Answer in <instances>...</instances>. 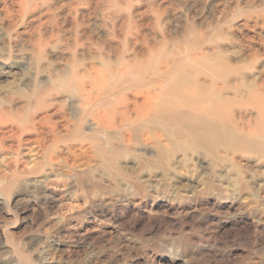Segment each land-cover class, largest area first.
<instances>
[{
    "label": "rangeland",
    "instance_id": "obj_1",
    "mask_svg": "<svg viewBox=\"0 0 264 264\" xmlns=\"http://www.w3.org/2000/svg\"><path fill=\"white\" fill-rule=\"evenodd\" d=\"M71 1L29 0L26 7L0 0V103L33 104L43 91L50 106L36 118L48 113V127L58 128L44 140L28 131L33 110L0 121V264H264V130H254V107H233L237 121H251L243 124L249 140L217 149V160L150 122L137 136L136 126L125 129L123 144L101 141L109 151L103 160L89 140L96 136L91 118L76 130L83 95L72 82L74 75L107 74L113 68L106 63H133L135 42L137 52L147 49L136 23L149 19L148 43L167 40L161 63L165 53L179 57L192 48L197 31L219 39L238 77L264 83V0H159L165 14L158 16H139L149 9L145 1H102L98 11ZM125 4L121 33L114 12ZM132 82L126 97L134 116L151 88ZM157 95L166 101L170 93ZM30 144L36 161L25 157Z\"/></svg>",
    "mask_w": 264,
    "mask_h": 264
},
{
    "label": "bare ground",
    "instance_id": "obj_2",
    "mask_svg": "<svg viewBox=\"0 0 264 264\" xmlns=\"http://www.w3.org/2000/svg\"><path fill=\"white\" fill-rule=\"evenodd\" d=\"M102 1L106 5L115 3V0H76L75 2L71 1L68 5L75 9L80 6L93 7L98 11ZM131 1L134 2V0ZM131 1L127 0V3ZM139 1H145L150 5L149 11L139 12V16L142 14L158 16V14L164 13L159 0ZM28 3H30L29 0L20 2L26 7ZM130 6L125 4V9L118 6L119 9L115 10L114 16H123ZM136 16L137 14H135ZM120 18H122L120 30L123 33L126 18ZM128 19L132 21L133 18L130 16ZM153 23V20L149 19L144 22L142 20V23H136V34L141 37L142 43L147 39V49L137 52L138 42H135L132 50L133 63L132 60L123 58L124 60L113 65L106 63V68H113L106 72L107 74H102L105 71H97L94 76H72L73 83L81 84L79 87L83 95L79 104L81 114L77 117L76 130L79 133L83 132V125L91 118L92 125L96 126V136L90 137L89 140L103 160H106L108 157L106 152L109 151L101 147V141L107 140L110 145H114L115 141L123 144L124 138L120 135L124 134L125 129L133 125L136 126L135 135L137 136L141 130H148L144 125L148 122H150L149 125H155L156 128L165 130L169 139L172 137L190 139L195 146L205 148L217 160L215 155L217 149L227 146L238 149L248 143V133L245 132L248 128L243 124L244 122L250 124L251 121L244 117H239L237 121L233 112V107L241 104L251 105L257 110L254 130H264V83L253 85L254 83L238 77L239 69L230 66V58L221 49L219 39L208 36L207 38L198 37L200 33L193 32L191 29L195 38L192 48L189 45L185 49V53H180L179 57L165 53L163 63H161L158 54H163L162 46L167 43V40L161 41L159 47L148 43L149 33L147 31L152 29ZM191 30H189L190 33L187 31L184 36H191ZM113 36L118 37L115 33ZM127 46L131 51L128 43ZM115 51H118L119 54L121 50L115 49ZM152 51L157 56L150 61L151 67L142 68V61L146 60ZM232 77L237 78L235 82L231 81ZM132 81H142L143 84L149 85L151 88V91L147 90L148 94L145 100L133 109L136 111L134 116L130 113L131 108L126 97L128 91H134ZM220 83L221 86H219ZM87 84L89 88H87ZM164 89L170 93L166 101L160 100L157 95L158 90L163 91ZM245 89L246 92H244ZM44 93L43 91L37 93L36 101L33 104L14 106L13 101L0 103L1 124H4L7 116L23 119V116H26V111L33 110L34 113L27 116L28 131H40L43 136L42 140L50 133L57 135L56 125L48 127L49 122L52 121V115L45 113L43 117L36 118V114L48 111V106H50L44 99ZM5 124L7 123L5 122ZM33 144H30L26 149L25 157L36 161L39 156ZM262 144L264 146V141ZM155 148L158 152V160L162 162L164 151L159 144ZM117 153L118 150L113 149V159ZM110 160L113 162L112 159Z\"/></svg>",
    "mask_w": 264,
    "mask_h": 264
}]
</instances>
